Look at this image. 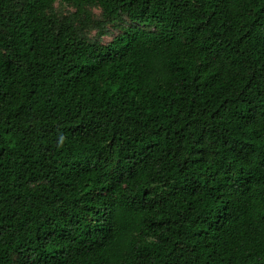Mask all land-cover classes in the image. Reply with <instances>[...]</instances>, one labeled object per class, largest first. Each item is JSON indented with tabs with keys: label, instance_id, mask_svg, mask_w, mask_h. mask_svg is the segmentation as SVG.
I'll use <instances>...</instances> for the list:
<instances>
[{
	"label": "trees",
	"instance_id": "16d2710c",
	"mask_svg": "<svg viewBox=\"0 0 264 264\" xmlns=\"http://www.w3.org/2000/svg\"><path fill=\"white\" fill-rule=\"evenodd\" d=\"M0 264H264V0H0Z\"/></svg>",
	"mask_w": 264,
	"mask_h": 264
},
{
	"label": "clouds",
	"instance_id": "9594fccd",
	"mask_svg": "<svg viewBox=\"0 0 264 264\" xmlns=\"http://www.w3.org/2000/svg\"><path fill=\"white\" fill-rule=\"evenodd\" d=\"M86 36H87V38L89 39L90 42H93V41H95L97 39L100 42L112 39L111 33H107V32L104 33L102 36L97 37V34H96L95 31H89V32L86 33Z\"/></svg>",
	"mask_w": 264,
	"mask_h": 264
},
{
	"label": "rangeland",
	"instance_id": "374dc122",
	"mask_svg": "<svg viewBox=\"0 0 264 264\" xmlns=\"http://www.w3.org/2000/svg\"><path fill=\"white\" fill-rule=\"evenodd\" d=\"M55 7L58 8L61 12H67L69 10H72V8L66 4H60L59 1L55 2ZM96 13H98V10H95Z\"/></svg>",
	"mask_w": 264,
	"mask_h": 264
}]
</instances>
